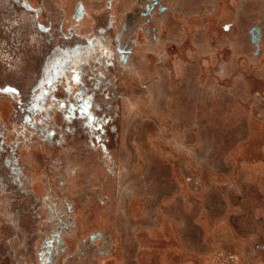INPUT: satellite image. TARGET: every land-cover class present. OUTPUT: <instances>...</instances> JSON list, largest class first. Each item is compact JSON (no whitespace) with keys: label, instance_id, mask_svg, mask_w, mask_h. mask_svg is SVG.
<instances>
[{"label":"flooded vegetation","instance_id":"flooded-vegetation-1","mask_svg":"<svg viewBox=\"0 0 264 264\" xmlns=\"http://www.w3.org/2000/svg\"><path fill=\"white\" fill-rule=\"evenodd\" d=\"M214 1L0 0V264H137L184 158L264 120V0L218 30Z\"/></svg>","mask_w":264,"mask_h":264},{"label":"crops","instance_id":"crops-1","mask_svg":"<svg viewBox=\"0 0 264 264\" xmlns=\"http://www.w3.org/2000/svg\"><path fill=\"white\" fill-rule=\"evenodd\" d=\"M237 1L215 0L209 28L218 30L222 24L232 23ZM199 24L195 15L187 20L186 28ZM233 31L230 26L228 34ZM229 52L228 48L219 52L218 62L212 67L220 76L228 67ZM192 131L195 141L203 140L197 135L205 134V126L199 127V133ZM245 131L226 142L215 138L212 154L209 150L199 154L201 142L198 152L192 154L195 157L184 158L189 172L174 174L180 195L174 216L171 220L161 217L159 228L141 227L136 233L137 264H264V250L257 253L254 248L258 239L264 244V228L258 233H239L230 223L240 205L245 206L251 224L264 217V120L251 119ZM238 196L243 198L239 200ZM136 204L132 202L133 207ZM115 264H121V257Z\"/></svg>","mask_w":264,"mask_h":264},{"label":"rangeland","instance_id":"rangeland-1","mask_svg":"<svg viewBox=\"0 0 264 264\" xmlns=\"http://www.w3.org/2000/svg\"><path fill=\"white\" fill-rule=\"evenodd\" d=\"M21 16H23V15H21ZM41 37H43V34H40V33H36V39H37V41L40 43V41H41ZM16 207V206H15Z\"/></svg>","mask_w":264,"mask_h":264}]
</instances>
